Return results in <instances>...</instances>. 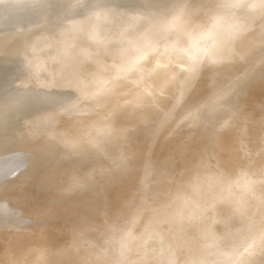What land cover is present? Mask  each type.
Wrapping results in <instances>:
<instances>
[{"label": "clouds", "instance_id": "clouds-1", "mask_svg": "<svg viewBox=\"0 0 264 264\" xmlns=\"http://www.w3.org/2000/svg\"><path fill=\"white\" fill-rule=\"evenodd\" d=\"M258 87L264 0H0V144L47 194L0 264H264Z\"/></svg>", "mask_w": 264, "mask_h": 264}, {"label": "bare ground", "instance_id": "bare-ground-1", "mask_svg": "<svg viewBox=\"0 0 264 264\" xmlns=\"http://www.w3.org/2000/svg\"><path fill=\"white\" fill-rule=\"evenodd\" d=\"M202 37H201L202 39L206 38V37H204V35ZM3 146H5V144H0V151H1V148ZM6 163H8V161ZM17 182L19 184H21V186L23 188L21 186L17 187L16 186V184H18ZM26 183L28 185L27 187H25ZM0 187L3 188L2 193H0V229L8 228L6 226L7 225L6 223L8 222V220L10 223V218H9L11 216L10 214H15V216H17L18 214L22 215L23 218L18 216V218L20 217L19 219L21 221V219H25L24 217L26 215H28L29 210L33 206L43 204V203H45V201L47 199V194L44 191L42 193L43 195L41 198H38L35 195L34 189L39 187V185L34 182V177H31V178L29 177L27 168H23L13 179H7L6 177H0ZM18 188H22V189H18ZM44 197H46V199ZM32 200H34V202H31ZM80 207H81V202L78 199L67 201L64 205V208L66 209V211L58 212L57 217L55 218V220L59 219L58 221H60V219H61L62 221H60V223H59L58 221L54 222L55 221L54 220L52 223L53 224L54 223L55 224H57V223L61 224V223H64L63 220L69 221L72 218V214L74 212L79 211ZM8 214L10 216H8ZM12 216H14V215H12ZM15 218H17V217H15ZM11 219H13V218H11ZM19 219H17V220L19 221ZM17 220H15V221H17ZM12 221L13 220H11L10 225L12 224ZM9 223H8V225H9ZM14 223L15 222H13V224ZM18 223L17 224L15 223L16 224L15 226L19 225ZM59 224L55 225V227L56 226L62 227L63 225H65V224H61V225H59ZM25 225H27V224H25ZM13 226L14 225H12L10 227L12 228ZM5 238H7V237H5Z\"/></svg>", "mask_w": 264, "mask_h": 264}, {"label": "rangeland", "instance_id": "rangeland-1", "mask_svg": "<svg viewBox=\"0 0 264 264\" xmlns=\"http://www.w3.org/2000/svg\"><path fill=\"white\" fill-rule=\"evenodd\" d=\"M237 7H239V5H237ZM222 22H223V18H220V19L218 18L217 23L219 24V23H222ZM211 33L212 32H208L207 34H205L206 36L204 35V37H206V38H204V40L210 39L212 37V35H213V33L212 34ZM254 94H255L256 97H260L261 95H264V89L258 87ZM7 161H8V163H6ZM23 168H27L28 169V165L24 161L21 152L19 150L15 149V148H13L12 146H8V145L3 146L1 148V151H0V177H6L7 179H13ZM16 186L17 187L21 186V184L18 183V184H16ZM22 188H18V189H22ZM34 193H35V195L38 198H41L42 195H43L42 194L43 191L41 190L40 187L35 188L34 189ZM44 198L46 199V197H44ZM31 202H34V200H32ZM10 215L8 214V216H10L9 217L10 218V223H11V220H13V221H12V224L10 225L9 220H8V222L6 223L7 224L6 226L8 228H11L10 226H12V225H14L12 228H16L17 226L18 227L19 226L22 227L25 224H28V219H27L28 215H26L24 217L25 219H21V221H20L19 218L22 217V215H19V214L18 215L16 214L17 216H15V214H10ZM12 215H14V216H12ZM18 216H20V217L18 218ZM15 217H17V218H15ZM11 218H13V219H11ZM14 219L15 220L19 219V221L18 220L15 221ZM58 220L59 219H56L54 222H56ZM60 221H62V220L60 219ZM60 221H58V222L60 223ZM13 222H15L16 224L19 222L18 223L19 225L15 226L16 224L15 223L13 224ZM63 222L64 223H61V224H66V222H68V221L63 220ZM8 223H9V225H8ZM59 223H57V224H59ZM57 224L54 223L53 225L55 226ZM61 224H59V225H61ZM56 227H61V226H56Z\"/></svg>", "mask_w": 264, "mask_h": 264}]
</instances>
